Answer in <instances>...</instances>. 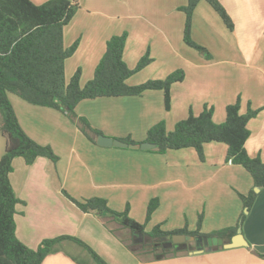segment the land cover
Wrapping results in <instances>:
<instances>
[{"label":"crops","instance_id":"obj_1","mask_svg":"<svg viewBox=\"0 0 264 264\" xmlns=\"http://www.w3.org/2000/svg\"><path fill=\"white\" fill-rule=\"evenodd\" d=\"M31 1L43 5L51 0ZM218 1L233 21L232 31L205 1L198 4L192 16L191 38L207 49L211 59H206L183 40L187 17L180 8L185 7L188 0H79L80 8L64 32L66 47L79 42L77 51L66 62L67 80L80 69V83L86 85L106 52L108 40L122 34H127L123 60L129 69L133 65L136 68L138 61L146 55L152 60L139 72L143 77L135 74L129 80L130 85L152 80L149 78L164 80L177 71L185 75L184 80L171 89L170 110L160 105L163 94L153 92L156 94L147 93L143 97L100 99L106 100L104 105L109 107L106 123L102 116H86L92 109L90 105L96 103H79L76 108L79 116H86L91 125L107 137L121 140L128 135L134 144H141L154 125L164 122L167 131H173L190 112L199 115L205 106L214 108L213 121L222 124L227 106L239 100L243 111L248 105L261 110L249 123L251 135L246 150L252 158L259 157L264 162V0ZM235 73H241L251 86L241 85ZM247 82L242 81L243 84ZM9 100L23 130L40 145L50 146L59 157L57 164L45 157H39L32 165H27L22 158L13 162L10 180L22 202L16 208V234L28 248L37 249L44 240L68 236L82 241L106 264H264L261 257L264 255V191L258 193L241 228L247 247L226 250L217 247L215 250L225 251L214 253V249L197 244L188 251L179 252L176 255L179 257L169 255L162 259L135 255L126 247L120 234L129 233V230L116 225L112 219L107 221L111 226H104L101 219L107 220L105 215L83 213L64 194L66 192L75 200L104 199L109 208L118 212L129 207L131 218L141 224L146 220L151 200L158 199L160 205L147 224L146 232L148 227L157 225H162L164 231L183 229L189 220L195 221V228L189 231H195L198 213L203 212L202 230L207 229L206 225L211 230L202 234L235 227L244 211L239 193L247 195L255 188L254 182L243 167L227 162V159L225 164H219L217 150L221 155L224 151L217 145H205L204 152L209 154L211 161L216 159V173L226 171L229 185L223 194L215 190L213 196L204 195L206 192L200 188L204 178L212 175L211 171L205 174L211 165L206 161L199 163L189 153L191 151L159 154L153 150L103 148L97 145V140L93 144L85 136L79 137L81 132L64 114L30 105L12 94ZM140 105L156 111V115L161 107L163 112L166 111V118L156 116L148 124V115H138L133 120L136 128H130L131 134H122L119 126L116 129L106 125L114 123L115 118L111 116L119 111L135 109L140 113L143 109ZM125 124L129 127L127 120ZM137 129L141 130L139 138ZM79 142L81 149H78ZM5 143L0 132V159L5 152ZM86 179L89 181L85 182ZM221 180L226 179L222 177ZM174 223L176 228H172ZM257 226L260 229L254 233ZM69 245L87 254L85 259L68 252L71 251ZM198 249L205 250L198 255L190 253ZM93 262L85 249L64 241L42 264H95Z\"/></svg>","mask_w":264,"mask_h":264},{"label":"trees","instance_id":"obj_2","mask_svg":"<svg viewBox=\"0 0 264 264\" xmlns=\"http://www.w3.org/2000/svg\"><path fill=\"white\" fill-rule=\"evenodd\" d=\"M201 1L209 4L228 30L232 31L234 24L218 0H188V4L180 8L187 17L184 43L211 59L208 51L191 38L192 16ZM78 2L51 0L36 5L31 0H0V132L6 141L5 152L0 159V264H42L47 256L60 249L64 241L73 242L85 249L95 264H106L82 241L73 237L44 240L37 249L28 248L17 238L15 215L17 205L22 202L17 198L10 180L14 160L22 158L27 165H32L39 157H45L57 164L59 157L50 146L40 145L23 130L9 95H15L30 105L54 109L64 114L91 143L96 144L102 132L77 114L79 103L103 98L143 97L147 93L161 92L165 108L170 110L171 89L185 78L182 71H177L164 80L130 85L129 80L150 65L152 60L146 55L135 69H129L123 60L127 34H122L108 40L106 52L93 78L86 85L81 86L80 69L67 80L66 62L77 51L79 42L66 47L64 32L80 8ZM260 112L248 105L243 113L238 100L227 106L225 121L218 125L213 121L214 108L205 106L199 115L190 112L185 120L176 124L172 132L167 131L164 122L154 125L148 131L145 142L155 145L153 152L159 154L194 149L201 162H204L205 145H224L227 162L243 167L252 177L254 187L264 191V162L259 157L252 158L246 150L251 135L249 123ZM121 140L128 144L135 143L130 137ZM64 194L83 213L100 217L109 215L122 228L129 230L131 237L130 241L125 242L126 247L142 258L162 259L184 251L175 245L169 246L175 235L218 237L230 241L241 230L247 218L243 213L237 226L205 235L201 233L204 215L200 213L195 231H189L187 227L162 231L160 225H157L152 232L147 233L146 226L160 205L158 199L151 200L146 220L141 224L130 218L129 207L123 212H117L109 208L104 199L75 200L66 192ZM258 195L254 188L246 196L239 195L248 213ZM157 238L166 241L157 242ZM261 257L264 258V255Z\"/></svg>","mask_w":264,"mask_h":264},{"label":"rangeland","instance_id":"obj_3","mask_svg":"<svg viewBox=\"0 0 264 264\" xmlns=\"http://www.w3.org/2000/svg\"><path fill=\"white\" fill-rule=\"evenodd\" d=\"M220 19V18H219ZM221 20V19H220ZM68 37V36H67ZM69 39H70V41L72 40L71 39V37L69 36ZM199 46H201V45H199ZM206 49V48H205ZM207 50V49H206ZM197 51V50H196ZM200 53V52H199ZM209 53V52H208ZM201 54V53H200ZM202 55V54H201ZM202 57H204V58H206V59H208L206 56H204V55H202ZM260 57V55L258 56V58ZM138 62H140V61H138ZM138 65V64H137ZM149 66V65H148ZM147 66V67H148ZM133 69L135 68V66L133 65V67H132ZM131 68V69H132ZM144 69H146V68H144ZM72 71V70H71ZM247 72V71H246ZM136 75H140V76H142L143 77V73L141 74V73H138V74H136ZM235 75H236V78H237V80H240L241 82V85H244V86H251L250 85V83L249 82H247V81H245L243 78H242V76H240L241 75V73H235ZM87 76V74H86V71H85V76L84 77H86ZM134 77V76H133ZM132 77V78H133ZM89 78H91V75L89 76ZM140 78V77H139ZM149 79H152L153 80V78H149ZM149 79H146L145 81H147V80H149ZM152 80H149V81H152ZM155 80H159V79H155ZM236 80V81H237ZM242 81H244V82H247V83H242ZM261 84V83H260ZM85 85V83H83L82 82V84H81V86H84ZM149 94V93H148ZM147 94V95H148ZM151 94H156V93H153V92H151ZM103 99H109V100H114L115 98H103ZM117 99H119V98H117ZM86 101H88V102H91V103H96L95 105H90L91 106V111H90V114H88L87 113V117L89 118L90 117V115H93L94 117L95 116H97V117H99V116H102L103 117V122L104 123H106L107 121H106V118H107V115L108 116H110V113H109V110H108V108L109 107H106L104 104H106V102H103V101H106V100H100V99H97V100H86ZM84 102V101H83ZM98 103V104H97ZM160 105H165V103H164V99H162V102H161V100H160ZM141 106V105H140ZM142 107V106H141ZM163 107H165V106H163ZM143 109H142V111L140 112V113H137L136 111H135V109L133 110V111H128V110H126L125 109V111H119V113L118 114H115V115H113V116H111V117H114L115 119L113 120L114 121V123H112V124H106V125H110V126H113L114 128H118V126L119 127H121V130H122V134H127V133H129V134H131V133H133L131 130H130V128H136V125H134V123H133V120L134 119H136V117L138 116V115H148V117H147V119L149 120V121H147V122H149L148 124H151L152 122H153V120H155V118H156V116L159 118H166V111L164 110V112H163V109L161 110V107H160V109H159V112H158V114L156 115V111H154V110H151V109H147V108H145V107H142ZM175 109H176V107H175ZM148 110H149V112L150 113H148ZM84 110H83V108L81 109V112H83ZM242 112L244 113L245 112V110L243 111L242 110ZM78 115H79V113H77ZM86 116H83L84 118H86L87 120H88V118L86 117ZM174 116V115H173ZM110 117V118H111ZM90 120V119H89ZM88 120V121H89ZM126 120H127V124H129V127H128V125H126L125 124V122H126ZM183 120H185V119H183ZM91 121V120H90ZM215 123V122H214ZM224 123V122H223ZM222 123V124H223ZM91 124V123H90ZM216 124V123H215ZM106 125H104V126H106ZM218 125H220V124H218ZM78 131H80L75 125H73ZM135 126V127H134ZM93 127V126H92ZM95 129H97V128H95ZM98 130V129H97ZM138 131H137V138H139L140 136H141V134H140V129H137ZM81 132V131H80ZM102 132V135H104L105 133L103 132V131H101ZM169 132H172V131H169ZM81 134H83L82 132H81ZM80 134V136L79 137H84V135L82 136ZM107 134V133H106ZM104 136H106V135H104ZM128 136V135H127ZM124 137L125 139L126 138H128V137ZM135 138V137H134ZM82 138H80L79 139V141L81 140ZM258 140H260V139H258ZM78 149H81L82 148V146H81V144H80V142L78 143ZM213 145H217L218 147H220V149H223V151L224 152H222V155L220 154V151L219 150H217V158L218 159H220V163L219 164H225V161H226V159H227V155H226V158H225V153H226V147H224V145L222 146L221 144L220 145H218V144H213ZM263 145H264V143H263ZM5 146H6V143H5ZM181 151H191V152H189V153H191V155H194V159L195 160H197L198 159V161H199V163H201L200 162V160H199V158H198V155H197V153L195 152V150L194 149H185V150H181ZM82 154V153H81ZM81 156H83V155H81ZM204 161H206V163L207 164H209V165H211V166H209V168L210 169H206L205 171H206V173L205 174H207V172H209V171H211V173H212V175H210L209 174V176H207V178L205 177L204 179H205V181H204V184H202L201 186V190L202 191H205L206 193H204L203 192V194L204 195H210V196H213V191H217L218 190V193H220L219 191H221V194H223V190L226 188V186H228L229 185V182H228V177H227V175H226V171H219L218 173H216V170H215V164H217L216 163V159H214V161H211L210 159H209V154H207L206 152H204ZM190 164H192V163H190ZM189 164V165H190ZM221 166H223V165H221ZM225 178L226 180H224V181H222L221 180V178ZM87 181H89V179H86V181L85 182H87ZM87 187H88V189H91V187H89L88 185H86ZM254 191H255V188H254ZM197 195H200V192H198L197 193ZM239 195H242V194H240L239 193ZM243 196H246V195H243ZM220 198H222V196L220 197ZM241 201H242V199H241ZM243 203V202H242ZM213 207V206H212ZM214 208H217V206L215 205L214 206ZM252 210V209H251ZM248 210L246 209V208H244V211H243V213L244 214H246V216H247V218H248V212H247ZM118 212V211H117ZM123 212V211H122ZM218 213H220V214H222L221 213V211L220 210H218ZM243 213H242V215H243ZM198 214H200V213H198ZM203 215H204V220H205V213L203 212ZM241 215V216H242ZM129 216H130V212H129ZM105 217L107 218V220L105 219H101L102 221H103V224H104V226H106V227H108V226H111L112 224H111V222H107L109 219H111L110 217H109V215H105ZM197 217V216H196ZM130 218H131V216H130ZM132 219V218H131ZM198 221V220H197ZM115 222V221H114ZM115 224L116 225H118V226H121L120 224H118L117 222H115ZM174 226L172 227V228H176V226H177V224L176 223H174L173 224ZM197 225V224H196ZM160 227H161V230L162 231H164L163 229H162V225H160ZM187 228H188V230L190 229H194L195 228V221H194V223H192V221L191 220H189L188 221V225L186 226ZM214 227V226H213ZM213 227H211V228H213ZM155 228V226H153V227H148V230H147V233H150V232H152L153 231V229ZM185 228V227H184ZM205 228H207V229H201V232H204V233H206V232H209L211 229H210V227L209 226H205ZM225 229V228H224ZM260 229V227L258 228V226L257 227H254V233H256V232H258V230ZM196 230V229H195ZM216 232V231H215ZM213 233V232H212ZM119 234V233H118ZM123 237L122 238H124L123 240H124V242H128V240L130 241V237H131V235H130V233H128V232H121L120 233ZM211 234V233H210ZM157 240H160V239H158L157 238ZM148 242H150L151 243V241H148ZM193 246L192 247H194V243H191ZM215 249H217V248H214V253H221V251H225V250H222L221 248H218V250H215ZM263 249H264V247H263ZM69 250H71V251H68V252H71V253H73L74 255H79V257L81 256V257H83L84 258V256H87V254H84V253H82L81 252V249H79L78 247H76V246H71V245H69ZM188 251V250H187ZM212 252V253H213ZM199 254H201V253H199ZM174 255V257H179V256H176L175 254H173ZM198 255V254H197ZM188 257H191V255L189 254L188 255ZM194 257H196V255L194 256ZM202 258V257H201ZM85 259V258H84ZM94 263V262H93Z\"/></svg>","mask_w":264,"mask_h":264},{"label":"water","instance_id":"obj_4","mask_svg":"<svg viewBox=\"0 0 264 264\" xmlns=\"http://www.w3.org/2000/svg\"><path fill=\"white\" fill-rule=\"evenodd\" d=\"M97 145L103 148H122V149H132V150H143V151H148V150H153L155 149V145L144 142L141 144H128L126 142H123L120 139L112 138V137H107L104 135H100L97 138ZM255 192L258 194L260 192V189L258 187L255 188ZM196 240V237H190L189 239L185 235H175L172 237V242L170 243V247L173 245H179L186 243L187 241L193 242ZM198 244L210 249H214L217 247H223L225 249H235L239 247H247L248 244L245 241L241 230L238 231V233L232 237L230 241H225L222 238L218 237H208V238H197ZM166 240H157V242H164ZM179 250H189L187 246L184 247H178ZM205 249H198L196 251H191V254H199L203 253Z\"/></svg>","mask_w":264,"mask_h":264},{"label":"flooded vegetation","instance_id":"obj_5","mask_svg":"<svg viewBox=\"0 0 264 264\" xmlns=\"http://www.w3.org/2000/svg\"><path fill=\"white\" fill-rule=\"evenodd\" d=\"M191 236H187V238L189 239ZM172 242V241H171ZM191 243H194L195 245H194V247H196L197 246V244H198V240H197V238H196V240L195 241H193V242H190V241H187L186 243H183V244H179V245H175L177 248L178 247H184V246H187L188 247V249L190 250L191 248H193L192 246V244ZM200 245V244H199ZM203 245V244H202ZM202 245H200V246H202Z\"/></svg>","mask_w":264,"mask_h":264},{"label":"built area","instance_id":"obj_6","mask_svg":"<svg viewBox=\"0 0 264 264\" xmlns=\"http://www.w3.org/2000/svg\"><path fill=\"white\" fill-rule=\"evenodd\" d=\"M231 163V162H230Z\"/></svg>","mask_w":264,"mask_h":264}]
</instances>
